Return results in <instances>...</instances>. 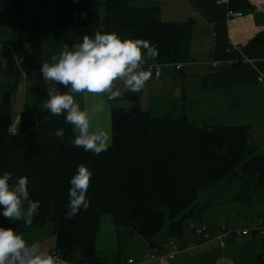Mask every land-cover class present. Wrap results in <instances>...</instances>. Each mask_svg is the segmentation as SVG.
Wrapping results in <instances>:
<instances>
[{"label": "trees", "instance_id": "obj_1", "mask_svg": "<svg viewBox=\"0 0 264 264\" xmlns=\"http://www.w3.org/2000/svg\"><path fill=\"white\" fill-rule=\"evenodd\" d=\"M129 2L0 0V16L9 13L13 18L16 53L15 60L4 62L0 53V172L11 174L10 183L27 178L33 199L40 202L32 225L51 226L56 240L52 252L68 264H103L95 238L104 215H111L123 233L155 245L164 231L166 214L177 217L167 237L180 236L186 220L199 223L198 216L206 207L200 203V193L213 182L238 181L239 196L264 189V157L245 127L195 124L184 115L156 116L143 111L138 94L132 92L123 95L129 108L111 107L112 143L99 155L73 147L71 125L63 115L44 110L39 95L21 111L16 134H9L21 74L28 80L40 72L45 49L58 58L65 44L70 47L90 35L96 21L94 31L154 44L158 64L188 60L190 24L161 21L157 3L133 7ZM262 41L264 35L252 40ZM75 100L81 105L82 94H76ZM57 129H63V137L54 135ZM78 165L92 172L86 193L89 207L67 219L68 181ZM0 225L19 233L28 227L23 221L12 224L4 217ZM263 258L264 254L259 264H264Z\"/></svg>", "mask_w": 264, "mask_h": 264}, {"label": "crops", "instance_id": "obj_2", "mask_svg": "<svg viewBox=\"0 0 264 264\" xmlns=\"http://www.w3.org/2000/svg\"><path fill=\"white\" fill-rule=\"evenodd\" d=\"M216 1L147 0L135 4V7H151L157 3L161 21L190 24L189 56L187 61L178 63L181 69L168 68L159 79L150 72V79L135 94H138L140 108L156 116L180 107L182 115L187 117L194 113L200 123L245 127L257 152L264 157V82L257 80L258 75L264 73V41L252 42L264 35V0H228L230 10L242 13L239 18H229L224 6H218ZM54 59L55 62L58 58ZM154 63L156 59H148L144 65ZM31 93L33 97L35 93L40 95L33 88ZM93 99L102 100L101 111L94 122L110 130L112 143L109 99L107 102L105 97L83 93L81 107L94 106ZM201 112L204 117H199ZM239 192L238 182L226 201L235 205L222 210V213L232 212L228 214L230 222L224 225L225 230L249 227L255 219L264 218V189L251 190L243 196H239ZM201 204L206 207L198 216V224L214 237L221 227L219 229L218 223L205 215L210 208L206 196ZM121 231L113 224L111 215L101 217L95 249L103 264H259L264 254V239L257 235L241 240L230 238L221 245L213 239L200 242L190 230L188 235L185 230L178 237L159 238L155 245L144 243L145 250L139 249L137 254L131 255L130 243L125 247L119 243ZM186 237H190V242ZM169 240L174 241L177 248L174 258L151 260L152 252L164 254ZM55 244L45 253L50 254ZM146 249L151 253L145 254Z\"/></svg>", "mask_w": 264, "mask_h": 264}, {"label": "clouds", "instance_id": "obj_3", "mask_svg": "<svg viewBox=\"0 0 264 264\" xmlns=\"http://www.w3.org/2000/svg\"><path fill=\"white\" fill-rule=\"evenodd\" d=\"M157 56L156 46L146 40L125 38L115 32L85 34L70 47L65 44L54 63L41 64L40 73L46 85L56 86L47 87V99L42 108L53 116L63 115L65 123L71 125L73 147L99 155L111 145L110 130L94 122L101 106L83 108L76 102L75 95L105 94L112 100L120 95V91L114 89L117 80H122L128 91L139 92L151 76L142 66L146 60ZM61 88L66 91L61 92ZM54 135L63 137V129H57ZM91 177L92 172L86 166L78 165L69 179L67 219L89 207L86 193ZM11 180L9 172H0V217L12 224L23 221L24 225H30L40 202L33 199L26 177L10 183ZM0 264L60 262L57 256L40 251L37 242L28 243L12 227L0 225Z\"/></svg>", "mask_w": 264, "mask_h": 264}, {"label": "rangeland", "instance_id": "obj_4", "mask_svg": "<svg viewBox=\"0 0 264 264\" xmlns=\"http://www.w3.org/2000/svg\"><path fill=\"white\" fill-rule=\"evenodd\" d=\"M140 1H142V3H144L147 0H130L129 4L131 6H137L135 4L140 3ZM158 1V0H157ZM162 1V0H161ZM162 3V2H161ZM168 6H165V8H167ZM103 15V13L101 12V14L99 15V18ZM99 21H96L95 25L92 28V31L94 32V30H96V27L98 26ZM3 45V46H1ZM0 53L2 55L3 62L6 60H10V59H16L15 54L13 53V49H15V38H14V31H13V18L12 15L9 13H4L0 16ZM54 55L50 53L49 49H45L43 52V57H42V63H54ZM22 77L19 80L18 83V87L14 93L13 96V103H12V124L9 126L8 128V132L11 135L12 130L16 131V126L18 125L19 121H20V113L21 111H23V109H27L24 108V105H26L27 107L30 105L31 101H33L32 99L35 100V97H33L32 95V88L36 89L37 92L40 93V95L38 93H35L37 96L39 95L40 99L42 100V103L45 102V100L47 99V87L49 88H53L54 85L52 83H49V85H46L45 81L42 79L41 75L39 73H33L31 74L30 79H26V76L24 73L21 74ZM118 81V80H117ZM114 89H118L120 91V95L112 100H109V106L110 107H118V108H124L127 109L130 107V102L128 100H126L125 98H123V95L126 94V92L128 91L125 84L122 82H114ZM130 92V91H129ZM100 98L105 97V100L108 102L107 96L105 94H99L98 95ZM102 100H97V99H93V102H95L96 105L101 106L100 102ZM139 103V102H138ZM181 108H176L171 110L170 112H168L165 115L162 116H167V115H172L174 117H180L182 115V110H180ZM146 111V110H145ZM187 111V110H186ZM199 117H204L203 112H201L199 114ZM187 119L191 122H194L195 124H201L200 122L197 121L198 117L196 114L193 113V116H187ZM11 132V133H10ZM238 185V182L236 180H220V181H215L213 182L210 186L202 189L201 193H200V202H203V197L206 196L207 200L210 203V208H208L205 211V215L208 217L209 220L218 223L219 225V229L224 228L226 226V222L229 223L230 220L227 218L228 214H232V212H229L228 214L226 212L222 213V210L224 207H227V209H229L231 206H234L235 204L232 203H228L227 201V197H229L232 193V191H234L236 189ZM205 199V198H204ZM226 202V203H225ZM177 217H171L170 215L166 214V218H165V222H164V231L160 234V236L156 239L157 241H159L160 239H162V237L167 236L168 231H170V226L171 224L174 223V221L176 220ZM222 218V219H221ZM225 218V219H224ZM237 218H235L236 220ZM238 221V220H236ZM195 224H198L197 222H195ZM190 226V222L188 220H186L184 222V225L182 227V231L184 232L186 230V234L188 235L189 233V228ZM246 226V225H244ZM51 226L50 225H46L42 228H36L34 227V225H32V223L30 225H28L27 229H25L21 234L23 236V238L28 242V243H32L33 241L38 243L39 246V250L42 252H47V250H49L51 247H54L55 244V238L53 236H51V230H50ZM227 228V227H226ZM32 230V231H31ZM122 230V229H121ZM232 229H228V231H230ZM33 232V233H31ZM126 231H124V233L120 234V244L122 247H125L127 243H130L131 245V250H130V254L134 255L137 254L138 251L140 250H145L143 247L144 239L142 240L139 236L134 235L133 237L129 236V233L125 234ZM126 238H125V237ZM160 238V239H159ZM187 241L190 242V237L187 238ZM171 240H169L168 242H170ZM192 245V243H191ZM140 249V250H139ZM151 253L150 250L145 251V254H149ZM155 253V252H152Z\"/></svg>", "mask_w": 264, "mask_h": 264}, {"label": "built area", "instance_id": "obj_5", "mask_svg": "<svg viewBox=\"0 0 264 264\" xmlns=\"http://www.w3.org/2000/svg\"><path fill=\"white\" fill-rule=\"evenodd\" d=\"M216 4L218 6H221V7L224 6L225 14L229 18H239L242 16L241 12H236V11L230 10L228 8V6H227L228 0H217ZM142 68L144 70L152 72L155 79H159L162 76V73L164 70H166L168 68L180 70L181 64H169V63L158 64V63H154V64H150V65H143ZM39 74L41 75L40 72H39ZM257 80L259 82H264V73L259 74ZM15 134H16V131L12 130L11 135H15ZM189 230L195 236V238L200 242H208V241L213 239L221 245L224 244V242L230 238H235L237 240H241L242 238H245V237H251L252 235H257L260 238L264 239V218L255 219L249 227H238V228L232 229L230 231L225 230L224 228H221L220 232L217 235H215L214 237L208 233V231L206 230V228L204 226H200V225L195 224V223H190ZM176 253H177V248H176L175 242L170 241L164 247V254L160 255L157 252H155L152 255H150L149 258L151 260H154L157 258L171 260L174 258ZM50 254L57 256L60 264L64 263L61 256L57 252H51Z\"/></svg>", "mask_w": 264, "mask_h": 264}]
</instances>
